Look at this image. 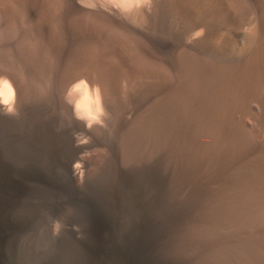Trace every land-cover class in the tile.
Returning a JSON list of instances; mask_svg holds the SVG:
<instances>
[{
    "label": "bare ground",
    "instance_id": "bare-ground-1",
    "mask_svg": "<svg viewBox=\"0 0 264 264\" xmlns=\"http://www.w3.org/2000/svg\"><path fill=\"white\" fill-rule=\"evenodd\" d=\"M148 2L129 10L140 67L124 96L87 59L71 68L61 56L54 69L43 61L33 67L21 59L19 68L1 60L10 102L0 101V215L35 189L51 187L52 178L8 160L24 141L76 186L92 172L101 177L97 215L85 232V264H179L185 248L199 246V264H264V0ZM154 7L159 36L150 37L142 21ZM172 14L183 16L187 37L176 42L182 51L175 57ZM41 29L42 41L53 47L50 27ZM79 79L85 90L73 109L65 96ZM97 107L119 144L108 143L102 157L83 154L90 148L85 139L101 134L89 119ZM46 108L65 127L64 140ZM14 112L29 123L27 131L12 132ZM189 210L200 239L184 229Z\"/></svg>",
    "mask_w": 264,
    "mask_h": 264
},
{
    "label": "rangeland",
    "instance_id": "rangeland-1",
    "mask_svg": "<svg viewBox=\"0 0 264 264\" xmlns=\"http://www.w3.org/2000/svg\"><path fill=\"white\" fill-rule=\"evenodd\" d=\"M69 5H74L78 12H74ZM138 5H143L145 8L146 5L151 4L148 0H0V67L4 66V62H1L3 60L21 68V59H25L33 67H38L40 61H43L48 68L54 69L59 67V59L63 56L66 66L73 68L80 60L87 59L94 66L103 69V72H107L109 78H114L113 83L119 86L124 96L129 87L136 84L132 81L133 71H137L140 67V57L132 45V33L137 28L136 20L129 13L131 8ZM147 14L148 16L142 21L143 33L150 37L159 36L158 9L154 7L148 10ZM169 17L168 22L173 34L171 56L175 57L182 51V47L176 42L178 39L185 40L187 37L182 32L183 16L172 14ZM44 23L52 31L53 47L47 46L42 41L41 25ZM181 35L182 38H180ZM175 38L177 40H174ZM4 82L0 77V101L7 103L9 98L6 96L9 97V94L6 93L9 91L6 92V90L9 86ZM84 90L83 80L74 81L69 86L65 101L70 102V104L67 103L75 109V104ZM46 105L49 104L46 103ZM52 112L51 108H46L48 119L64 140L67 138L66 129ZM11 120L16 124L12 128L13 133H23L29 129V123L24 121L22 113H12ZM101 123L99 122L100 136L95 140L85 139L86 145L90 148L84 149L83 154L93 153L96 157L98 155L102 157L107 152L108 143L118 144L107 124ZM77 139L81 137L77 136ZM18 144L16 152L7 156L10 163L28 167L27 169L31 172L38 171L49 179L52 178L51 187L35 189L28 198L22 199L20 204L23 207L19 205L20 209L18 207L15 208L16 210L12 209L6 217L0 215V264H85L87 244L85 232L93 225L97 215L96 192L101 177L92 172L76 186L54 173V170L46 164L47 160L40 158L37 150L31 148V143L20 141ZM181 168L183 167L179 168L180 172L184 170ZM182 203L187 206L188 202ZM191 216L190 210L185 213L184 229L187 230L188 236L191 235L190 238L195 236L200 239V227L199 230L195 229L194 218ZM178 257L179 264H199L200 246L197 249L185 248Z\"/></svg>",
    "mask_w": 264,
    "mask_h": 264
},
{
    "label": "clouds",
    "instance_id": "clouds-1",
    "mask_svg": "<svg viewBox=\"0 0 264 264\" xmlns=\"http://www.w3.org/2000/svg\"><path fill=\"white\" fill-rule=\"evenodd\" d=\"M102 115H103V110L100 107H97L95 113L91 114L90 117H89L90 122L99 123L100 122V117Z\"/></svg>",
    "mask_w": 264,
    "mask_h": 264
}]
</instances>
